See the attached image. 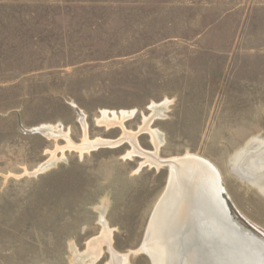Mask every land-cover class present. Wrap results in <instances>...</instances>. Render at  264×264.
<instances>
[{
    "label": "rangeland",
    "instance_id": "1",
    "mask_svg": "<svg viewBox=\"0 0 264 264\" xmlns=\"http://www.w3.org/2000/svg\"><path fill=\"white\" fill-rule=\"evenodd\" d=\"M136 147L212 162L264 238V0H0V264H153Z\"/></svg>",
    "mask_w": 264,
    "mask_h": 264
},
{
    "label": "bare ground",
    "instance_id": "2",
    "mask_svg": "<svg viewBox=\"0 0 264 264\" xmlns=\"http://www.w3.org/2000/svg\"><path fill=\"white\" fill-rule=\"evenodd\" d=\"M115 143L117 141L102 139L91 141L85 138L82 144H73V146L83 151ZM136 149L138 153L151 159L156 165L169 167L167 189L154 209L141 250L148 254L153 264H168L169 261L174 262V260H178L180 263V260L183 259L181 254L189 250L187 248L188 241L197 237V229L200 230L199 224L201 220H204L202 207L200 208L199 205L200 201L206 207H213L214 211L216 209V214L218 213L217 196H220L221 191L224 193V189L226 190L222 175L212 162L199 155L188 153L162 160L140 147H136ZM220 180L221 185L219 184ZM199 199L201 200L199 201ZM214 211L211 215H214ZM223 224L228 232L232 230L227 221H224ZM236 228L238 230L233 234L241 242L243 248L248 249L246 247L251 246V248L264 249L263 240L258 239L256 235L247 232V230ZM106 240L107 242L110 240V235L106 236ZM192 242L194 243V241ZM110 249L114 264H129L128 255L120 254L112 247ZM192 254L194 253L192 252Z\"/></svg>",
    "mask_w": 264,
    "mask_h": 264
},
{
    "label": "water",
    "instance_id": "3",
    "mask_svg": "<svg viewBox=\"0 0 264 264\" xmlns=\"http://www.w3.org/2000/svg\"><path fill=\"white\" fill-rule=\"evenodd\" d=\"M219 184L221 185V180ZM200 200L201 199H199V201ZM216 203V208L218 210L217 214L216 209L214 211V209H212L213 207H206L203 205V202L200 201L199 205L200 208L202 207L201 211L204 220H201L199 224L200 230H198L199 228L197 229V237H194V240H192L194 243L188 241L187 248L189 250L181 254L183 259L180 257L182 259L180 263H178V260H174V262L169 261L168 264H264V249L256 247L251 248V246L248 245H246L248 249H245L233 234L234 231L238 230L236 227H239V229L243 228L234 220L227 200L223 197V191L220 192V196H217ZM213 211L215 212V216L211 215ZM200 216L203 218L202 214H200ZM224 221H227V224H229L233 231L230 230V232H228L223 224ZM247 232L251 231L247 230ZM251 233L256 235L253 232ZM256 237L264 241V238L258 235H256ZM192 252L194 254H192Z\"/></svg>",
    "mask_w": 264,
    "mask_h": 264
}]
</instances>
